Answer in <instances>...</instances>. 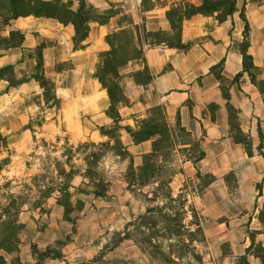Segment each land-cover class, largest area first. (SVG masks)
I'll return each instance as SVG.
<instances>
[{
	"label": "rangeland",
	"instance_id": "374dc122",
	"mask_svg": "<svg viewBox=\"0 0 264 264\" xmlns=\"http://www.w3.org/2000/svg\"><path fill=\"white\" fill-rule=\"evenodd\" d=\"M133 1L110 3L120 28L136 25ZM253 3L263 5L264 0H238L235 14L243 28L232 35V46L241 52L245 46L241 10ZM168 8L151 10L156 14ZM151 10L143 11L141 5L142 24ZM249 44L248 52L252 47L259 65L254 57L247 59L248 71L243 73L247 77L234 79L240 85L249 79L253 88L252 93L238 95L242 109L241 114L234 112V123L243 133L240 148L253 154L238 167L242 172L258 171L260 192L251 205L244 200L246 192H238L232 175L226 177L227 190L209 189L220 178L197 174L188 157H199V147L179 143L187 136L171 146L155 135L162 148L158 154L142 153L144 145L134 153L121 140L128 131L122 117L108 114L109 124H97L79 93L60 101L52 95L49 104L44 90L43 102L41 95L9 93L7 78L34 74L52 80L44 63L35 70L32 63H25L19 77L14 70L5 71L2 80L8 86L0 87V136L7 141L0 149V264H245L243 258L234 259L230 236L242 247V232H233V222L249 227L252 208L264 195V27H250ZM70 66L58 63L54 70ZM129 67L122 70L120 86L125 85ZM222 69L220 61L214 72ZM222 95L228 96L226 91ZM150 118L161 130V117ZM154 167L155 177L142 184L139 178Z\"/></svg>",
	"mask_w": 264,
	"mask_h": 264
},
{
	"label": "crops",
	"instance_id": "0c3cea01",
	"mask_svg": "<svg viewBox=\"0 0 264 264\" xmlns=\"http://www.w3.org/2000/svg\"><path fill=\"white\" fill-rule=\"evenodd\" d=\"M62 1L69 4L73 11H78L82 4L81 0ZM84 1L98 15L108 14L111 2L129 3V0ZM133 2L134 23L142 25L144 15L141 13V0ZM165 13L166 9H161L156 14L154 10L145 13L146 29L150 32L164 31L171 34V24ZM236 15L224 22H219L215 16L200 14L186 20L181 35L182 43L190 45L186 51L165 43L155 46L145 43V62L129 64L127 70L129 76L125 77V85L122 83V86L130 103L121 104L119 113L123 125L135 131L149 118L150 109L161 107L169 128L171 146H176L182 135L187 136V141L179 143L199 147V157H188V162L194 164L197 174L220 178L218 183L215 182L216 179L210 183L209 189L216 186L227 190L226 177L232 175L237 180L238 192L242 194L246 192L248 197L244 200L251 205L250 203H255L260 192L258 171L253 172L252 169L242 172L238 167L241 162L251 160L253 154L250 155L248 151L244 152L240 148L241 143L235 140L232 132L231 120V107H234V112L241 114L242 106L236 102L238 95L243 91L247 93L253 91L249 79L243 85L234 83L235 77L243 74L242 53L232 46V35H237L243 28ZM245 15L251 29L264 27V4L253 3L251 7L246 6ZM89 26L88 37L83 42L85 47L77 49L74 44L76 31L72 23L30 15L12 19L9 24H5L0 18V36L10 37L11 32H19L24 36L20 45L0 52V69L13 65L19 77L23 75L20 68L30 62L35 70L38 63V48L45 43L42 48L43 63L48 69L47 76L56 84L58 98L65 100L73 93H79L89 104L87 111L91 118L97 124L104 125L111 122L108 116L111 101L108 91L95 77V71L100 54L110 49L107 36L120 28V22L118 17L112 15L105 21L92 19ZM251 51L252 47L250 53ZM251 55L254 62L259 65L255 54ZM222 60L224 63L220 74L225 81L219 80L212 70ZM63 62H70L71 66L55 71L56 64ZM145 65L149 67L153 80L148 84H140L136 81L134 73L143 70ZM245 77L247 75L244 74L242 78ZM27 78L28 81L12 87L9 93L21 96L41 95L40 100L43 102V89L34 78V74ZM61 83L63 85L60 87ZM1 86L6 89L8 82L0 79ZM223 91H226L227 97L222 95ZM240 127L245 132L243 125ZM124 132L121 140L129 151L135 153L138 147L144 145L142 153L148 155L153 152L151 143L153 144L156 138L136 143L129 130ZM213 200L218 202L216 199ZM258 201L259 205L252 208L253 217L248 219L249 227L246 224L240 226L238 223L241 222H233V232L236 234L242 232V247L239 239L230 236L234 259L245 257V264H264V195L258 197Z\"/></svg>",
	"mask_w": 264,
	"mask_h": 264
},
{
	"label": "trees",
	"instance_id": "16d2710c",
	"mask_svg": "<svg viewBox=\"0 0 264 264\" xmlns=\"http://www.w3.org/2000/svg\"><path fill=\"white\" fill-rule=\"evenodd\" d=\"M170 1V2H169ZM198 3L192 2V0H142L143 11L154 9L157 6H168L166 11V16L171 24L172 33L168 34L164 31L150 32L146 29L145 24L134 25L129 27H122L119 30L109 34L107 36V41L110 44V49L106 52L100 54V62L95 71V77L101 83V85L108 91V95L111 101L109 107V115L112 118L120 119L119 106L121 104H129L130 101L124 93L123 86H120V80L125 76L122 70L128 66L130 63L134 62H145L144 56V44L149 46L160 45L165 43L170 47H175L180 50H188L190 45H185L182 43V29L184 22L191 19L193 16L201 14L204 16L216 15L219 22L226 21L229 17H232L238 11V0H197ZM82 4L78 11H73L70 5L62 2V0H0V18L3 23L9 24L12 19L21 16L34 15L37 17H49L55 18L62 23H72L75 27V37L74 44L77 49L85 47L83 42L87 39L89 34V22L92 19L105 21L113 15L109 12L106 15H98L96 11L86 4L84 0H81ZM241 17L245 22L244 28V47L242 49V55L244 58V70L243 73L248 71L246 60H253V56L248 52L250 47L249 44V34L250 25L245 15V6L241 10ZM24 40V36L19 32H11L10 37L0 36V52L10 47L20 45ZM41 45L38 48V63L37 68L43 64V55ZM224 63V60L221 61ZM14 70L13 65H8L0 69V79L4 78V72ZM214 71V67L212 68ZM221 73V72H220ZM220 73H215L217 78L221 81H225ZM135 79L140 84H148L153 80V76L150 73L149 67L145 65L144 69L134 73ZM243 75L242 73L236 76L239 77ZM16 77V75H15ZM141 77V78H140ZM34 78L38 81L44 90V99L47 104L53 95V99L60 101L56 95V85L54 81L49 80L46 76H35ZM27 79H17L7 78L9 82V87H17ZM117 113L116 116H112L111 112ZM234 107H231V120H232V132L234 138L238 143H242L241 130H236V123H234ZM160 116L163 122V127L161 130L157 131L154 126L156 123L155 119H146L143 121L142 130H132L128 127L129 132L132 133L134 141L140 143L153 138L155 135L158 137L166 139L167 142L170 141L169 128L166 123L163 110L161 107H153L150 109V115ZM3 141V145H2ZM160 141L154 140L152 145V153L148 154L154 155L158 154L162 148L159 145ZM170 145V144H169ZM7 147L6 138L0 136V149L1 147ZM248 153L252 155V152L248 150ZM8 164L7 159L4 162ZM140 170H143L140 169ZM156 175V168L154 167L151 172L145 174V177L139 178L142 184H146L150 179L154 178ZM244 261L246 260L243 257Z\"/></svg>",
	"mask_w": 264,
	"mask_h": 264
}]
</instances>
